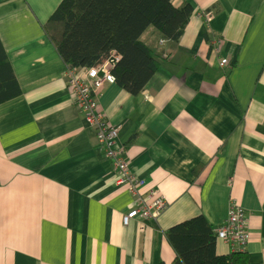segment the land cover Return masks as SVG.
<instances>
[{"label":"crops","instance_id":"crops-1","mask_svg":"<svg viewBox=\"0 0 264 264\" xmlns=\"http://www.w3.org/2000/svg\"><path fill=\"white\" fill-rule=\"evenodd\" d=\"M186 1L194 12L177 42L153 28L142 35L163 60L141 92L97 90L129 170L145 181L134 193L43 29L62 0H0V41L21 89L0 104V264H169L167 229L203 215L217 230L238 208L248 242L216 239V252L264 264V0L175 4ZM151 192L167 203L157 221L124 225Z\"/></svg>","mask_w":264,"mask_h":264},{"label":"trees","instance_id":"trees-1","mask_svg":"<svg viewBox=\"0 0 264 264\" xmlns=\"http://www.w3.org/2000/svg\"><path fill=\"white\" fill-rule=\"evenodd\" d=\"M193 12L189 1L177 6L175 0H62L43 29L69 69L94 67L116 55L115 83L137 95L163 60V52L142 39L144 32L153 28L160 41L177 42ZM20 94L0 41V104ZM165 235L176 252L169 264H252L244 250L219 255L216 229L203 215L173 225Z\"/></svg>","mask_w":264,"mask_h":264},{"label":"built area","instance_id":"built-area-1","mask_svg":"<svg viewBox=\"0 0 264 264\" xmlns=\"http://www.w3.org/2000/svg\"><path fill=\"white\" fill-rule=\"evenodd\" d=\"M216 48L221 43L220 39H214ZM221 46V45H220ZM114 62H110L111 57ZM103 59L98 65L85 69H69L67 71L68 87L73 94L77 105L84 113V121L91 127L97 136V140L105 151V155L113 161L114 169L122 175L120 181L125 183L129 189L136 193L144 186V179L129 170V161L124 158L122 146L119 142L118 128L111 125L102 111L99 110L101 96L98 93L103 85L114 84L115 77L111 72L112 67L118 61L113 55ZM228 63L227 59L221 60L222 65ZM166 200L153 192L149 195V202L141 200L138 206L128 210L122 216L124 225L132 220H138L141 228L149 221H157L166 207ZM246 214L243 209L231 210L227 218L216 230L217 239L225 241L232 246H244L248 242L249 235L246 230Z\"/></svg>","mask_w":264,"mask_h":264},{"label":"water","instance_id":"water-1","mask_svg":"<svg viewBox=\"0 0 264 264\" xmlns=\"http://www.w3.org/2000/svg\"><path fill=\"white\" fill-rule=\"evenodd\" d=\"M115 60H116L115 57L110 58V62H114Z\"/></svg>","mask_w":264,"mask_h":264},{"label":"rangeland","instance_id":"rangeland-1","mask_svg":"<svg viewBox=\"0 0 264 264\" xmlns=\"http://www.w3.org/2000/svg\"><path fill=\"white\" fill-rule=\"evenodd\" d=\"M114 57V56H113Z\"/></svg>","mask_w":264,"mask_h":264}]
</instances>
